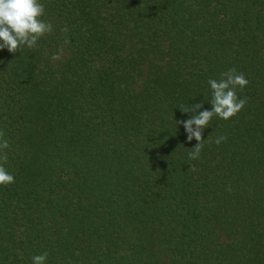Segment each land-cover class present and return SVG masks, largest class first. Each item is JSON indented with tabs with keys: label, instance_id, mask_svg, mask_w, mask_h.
Returning a JSON list of instances; mask_svg holds the SVG:
<instances>
[{
	"label": "trees",
	"instance_id": "1",
	"mask_svg": "<svg viewBox=\"0 0 264 264\" xmlns=\"http://www.w3.org/2000/svg\"><path fill=\"white\" fill-rule=\"evenodd\" d=\"M41 3L53 31L0 50V264H264V0ZM230 68L247 102L189 162L180 108Z\"/></svg>",
	"mask_w": 264,
	"mask_h": 264
},
{
	"label": "clouds",
	"instance_id": "2",
	"mask_svg": "<svg viewBox=\"0 0 264 264\" xmlns=\"http://www.w3.org/2000/svg\"><path fill=\"white\" fill-rule=\"evenodd\" d=\"M45 14V7L41 0H0V50L7 49L15 54L23 47L34 48L37 42L46 34L53 31V25L45 21L42 17ZM63 31L67 32V28ZM67 43V41H65ZM64 49L61 47L51 57L53 61L63 58ZM208 85L211 89L210 103L211 110L200 109L203 101L191 104V107L180 108L184 113H192L186 120H177V124H183L187 133V140L190 142L195 138L197 143L188 152V161L199 159L204 146L205 139L203 131L209 126L214 116L223 120H228L237 115L245 106L246 99L237 96V89H243L249 81L242 72H237L236 68H230L220 74V79H209ZM195 126V127H193ZM227 139L226 136H219L215 143L219 145ZM211 142V141H209ZM9 148L7 139L4 138L3 131H0V186H7L15 182V177L5 168L8 161L6 149ZM190 170H196L195 164L189 163ZM48 253L34 255L32 264H46Z\"/></svg>",
	"mask_w": 264,
	"mask_h": 264
}]
</instances>
